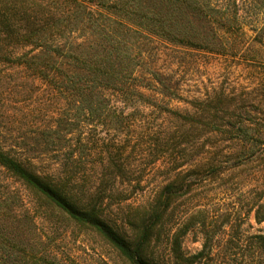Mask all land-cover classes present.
<instances>
[{"label":"trees","instance_id":"obj_1","mask_svg":"<svg viewBox=\"0 0 264 264\" xmlns=\"http://www.w3.org/2000/svg\"><path fill=\"white\" fill-rule=\"evenodd\" d=\"M261 8L256 0H18V27L4 11L0 14V40L11 45V50L0 52V59L23 66L63 102L59 100L65 113H57L54 126L43 130L44 139L66 137L70 132L62 135L63 127L70 130L82 118L86 125L114 131V144H148L153 161L162 158L171 176L130 213L127 233L103 216L100 192L73 193L81 187L67 168L38 170L2 145L0 166L74 223L99 234L130 264H195L210 257L223 228L228 227L231 240L238 239L250 213L257 224L264 221V112L233 120L220 114L231 99L224 90L214 97L209 88L190 95L176 70L185 73L188 62L198 66L201 60H189L179 50L224 61L264 60ZM246 28L252 36L246 35ZM15 44L28 49L17 53ZM173 100L192 104L196 111L173 110ZM216 136L232 146H205ZM191 157H196L193 163L188 162ZM247 167L253 171V183L237 201L234 194L225 202L206 191L196 193L224 183L228 170ZM137 185L123 194L125 199ZM11 206V199L0 193V264H18V255L27 252L18 242V216ZM242 206L247 208L243 212ZM20 219L25 236L31 232L26 225L33 223L27 213ZM190 233L202 241L195 254L183 249ZM162 235L172 257L167 262L159 244ZM245 237L249 246L260 248L258 264H264V233Z\"/></svg>","mask_w":264,"mask_h":264},{"label":"rangeland","instance_id":"obj_2","mask_svg":"<svg viewBox=\"0 0 264 264\" xmlns=\"http://www.w3.org/2000/svg\"><path fill=\"white\" fill-rule=\"evenodd\" d=\"M256 7L262 10L264 0H256ZM0 8H3L0 14L4 11L15 27H18V0H0ZM246 35L250 37L253 32L247 29ZM13 47V51L17 53L28 49L19 47L18 44ZM9 50L11 45L7 46L1 41L0 52ZM179 51L180 54L185 53L189 60L194 56L201 60L198 66L188 62L189 67L185 73L183 69L176 70L178 82L190 95L198 94L196 92L204 94L209 88L211 97H214L215 92L224 90L231 99L226 100L227 106L223 107L220 114L232 117L233 120L248 114L262 116L263 59L249 61L226 58L224 61L223 58L208 56L195 50L180 48ZM261 53L264 54V48ZM172 68L175 70L176 66ZM58 97L54 89L35 78L23 66L0 59V145L17 159L31 161L38 170L42 166L67 168L81 187L73 188V193H85L88 196L89 193L100 192L103 198V216L121 230L131 233V226L127 222L130 213L135 212L134 208L146 204L170 178L171 173L162 158L153 161L148 144H114L118 139L114 131L104 132L93 125H86L82 118L75 121L70 130L63 127L65 129H62V135L63 132H70L66 137L55 136L45 140L43 130L54 126L57 113L66 111ZM212 104L215 105L216 102ZM170 107L182 113L193 114L196 111L192 104L178 100L171 101ZM126 136L128 139L129 134ZM216 145L224 148L232 146L229 141L220 140L219 136L211 137L210 142L205 144ZM72 153L75 155L70 159ZM195 158L191 157L188 162L193 163ZM252 176L250 167L230 169L225 175L224 183L215 184L203 191L199 189L196 193L206 191L208 196L216 200L225 198V202H229L230 198L227 197L234 194L237 201L238 195L251 187ZM102 178L105 179L103 183ZM134 185H137V191L125 199L123 194L130 192ZM225 186L229 190L223 193L222 188ZM126 187L127 190H123ZM121 190L122 195L119 193ZM0 193L12 201L11 209L18 216V242L27 248L25 255H18V264H130L99 234L74 223L1 166ZM245 209L247 208L242 206L241 212ZM23 213H27L33 223L32 226L26 225L31 232L25 236L21 235L20 227ZM228 233V227L223 228L215 238L217 244L211 256L195 264H258L262 261L260 248L255 243L249 246L245 236L264 233V221L257 224L250 213L240 228L241 238L231 240ZM165 240L162 235L159 244L161 248L164 247L163 261L167 262L172 257ZM201 244L199 235L190 233L183 240V249L188 254H195L201 249ZM159 260H162L161 256Z\"/></svg>","mask_w":264,"mask_h":264}]
</instances>
